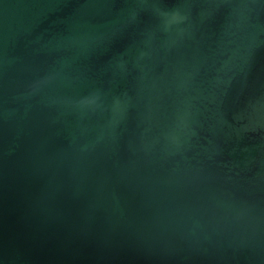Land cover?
<instances>
[{
    "label": "water",
    "instance_id": "1",
    "mask_svg": "<svg viewBox=\"0 0 264 264\" xmlns=\"http://www.w3.org/2000/svg\"><path fill=\"white\" fill-rule=\"evenodd\" d=\"M0 264H264V0H0Z\"/></svg>",
    "mask_w": 264,
    "mask_h": 264
}]
</instances>
